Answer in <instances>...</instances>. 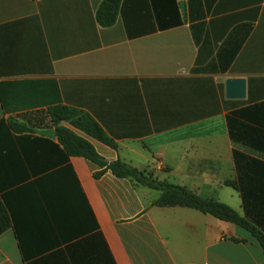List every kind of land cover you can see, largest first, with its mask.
<instances>
[{
    "label": "crops",
    "instance_id": "1",
    "mask_svg": "<svg viewBox=\"0 0 264 264\" xmlns=\"http://www.w3.org/2000/svg\"><path fill=\"white\" fill-rule=\"evenodd\" d=\"M103 1L0 0V123L20 130H0V264H264L248 231L96 179L50 115H89L118 151L62 126L106 161L264 224V0H124L109 28ZM229 78L246 80L245 99L226 97Z\"/></svg>",
    "mask_w": 264,
    "mask_h": 264
},
{
    "label": "trees",
    "instance_id": "2",
    "mask_svg": "<svg viewBox=\"0 0 264 264\" xmlns=\"http://www.w3.org/2000/svg\"><path fill=\"white\" fill-rule=\"evenodd\" d=\"M123 1L124 0H104L100 4L96 12V19L101 27L109 28L116 24ZM50 115L58 141L62 145L64 151L72 157L84 158L101 169V171L94 175L96 179L101 178L107 172H111L115 177L127 179L135 186H144L160 191L161 195L153 204L154 206L162 208H190L203 214L211 215L223 222L232 223L248 231L260 243L264 250V224L258 222L255 216L248 213L241 216L237 211L226 204L201 198L184 187L158 181L153 178L151 173L141 171L120 158L114 162L106 161L96 151L90 141L79 136L73 130L62 126V123H68L72 128L85 134L87 137L118 151V144L105 133L94 119L83 112L67 107H57L50 111ZM0 130L20 131L17 125L13 123L7 125L4 122L0 123ZM227 185L238 189L237 183L235 182H228ZM10 227L11 221L0 199V234L5 233ZM233 241L239 242L237 239Z\"/></svg>",
    "mask_w": 264,
    "mask_h": 264
},
{
    "label": "water",
    "instance_id": "3",
    "mask_svg": "<svg viewBox=\"0 0 264 264\" xmlns=\"http://www.w3.org/2000/svg\"><path fill=\"white\" fill-rule=\"evenodd\" d=\"M183 2L181 6L183 8ZM221 82L225 83L226 97L228 99H245L246 96V80L241 78L222 79ZM41 135L54 139L55 132L53 130L40 132Z\"/></svg>",
    "mask_w": 264,
    "mask_h": 264
},
{
    "label": "rangeland",
    "instance_id": "4",
    "mask_svg": "<svg viewBox=\"0 0 264 264\" xmlns=\"http://www.w3.org/2000/svg\"><path fill=\"white\" fill-rule=\"evenodd\" d=\"M155 193H156V194H159V191L156 190Z\"/></svg>",
    "mask_w": 264,
    "mask_h": 264
}]
</instances>
